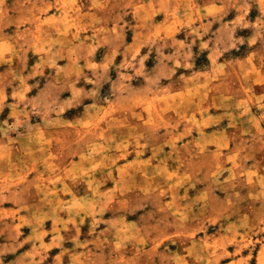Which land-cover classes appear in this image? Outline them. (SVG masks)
Returning a JSON list of instances; mask_svg holds the SVG:
<instances>
[{"label":"rangeland","instance_id":"obj_1","mask_svg":"<svg viewBox=\"0 0 264 264\" xmlns=\"http://www.w3.org/2000/svg\"><path fill=\"white\" fill-rule=\"evenodd\" d=\"M0 264H264V0H0Z\"/></svg>","mask_w":264,"mask_h":264}]
</instances>
